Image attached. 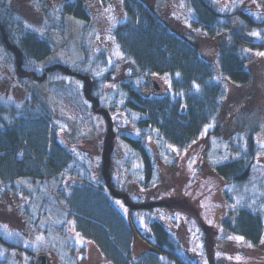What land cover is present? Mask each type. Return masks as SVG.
Instances as JSON below:
<instances>
[{
  "label": "trees",
  "instance_id": "1",
  "mask_svg": "<svg viewBox=\"0 0 264 264\" xmlns=\"http://www.w3.org/2000/svg\"><path fill=\"white\" fill-rule=\"evenodd\" d=\"M22 1L0 0V60L11 68L26 91L20 105L0 103L3 189L19 195L25 187L15 181L21 178L59 184L58 199L66 218L73 219L76 230L94 240L104 258L115 264H199L192 261L189 252L190 230L182 227L173 233L161 220L146 214L145 221L139 223L133 213L137 208L126 214L115 204L112 187L108 190L88 182L62 184L75 153L53 131L51 109L27 81L41 84L58 76L77 77L88 87L91 109L99 111L103 87L115 80L117 64L110 63L104 52L90 53L83 46L84 59L76 65L55 62L38 72L37 66L56 49L54 35L62 36L66 31L68 17L84 21V33L89 29L88 4L92 0H67L57 8L35 0L44 21L41 32L32 26L28 10L19 6ZM261 3L264 9V0ZM188 4L193 34L177 31L144 0H124L125 19L112 31L127 64L128 75L118 81L127 94L122 109L140 116L132 122L135 130L156 129L167 145L178 150L189 148L205 131L224 134L222 117L234 91H240L238 96L245 103L264 108V70L258 68L260 59L254 60L256 53L264 51V42L253 34L264 33V19L257 20L242 8L221 12L211 0H188ZM153 79H165V85L159 83L166 90H155ZM258 131L259 125L252 120H238L229 134L230 159L209 166L226 183L223 194L228 209L221 219L223 234L244 237L242 241L255 249L264 245V180L253 189L245 184L259 152L255 138ZM131 132H122V137L143 161L144 177L136 184L150 188L155 168L152 157L145 141ZM55 228L65 233L62 225L54 226V232ZM140 237L145 241L144 250L135 257ZM0 247L26 249L1 232ZM0 264H11L8 256L0 253Z\"/></svg>",
  "mask_w": 264,
  "mask_h": 264
},
{
  "label": "rangeland",
  "instance_id": "2",
  "mask_svg": "<svg viewBox=\"0 0 264 264\" xmlns=\"http://www.w3.org/2000/svg\"><path fill=\"white\" fill-rule=\"evenodd\" d=\"M43 1L57 8L67 0ZM144 1L177 31L194 33L188 0ZM211 1L221 12L230 13L242 8L257 20L264 19L262 0ZM88 5L91 13L89 29L84 33L85 22L68 17L64 34L54 35L55 51L36 69L42 72L47 64L55 62L74 66L84 59L83 46L90 53L104 52L110 63L117 64V71L113 75L115 80L103 87L100 110L91 109L88 87L77 77L58 76L41 84L32 79L27 81V86L36 89L51 109L53 131L75 153L61 178L62 184L88 182L94 186L101 184L106 189L112 187L115 204L126 214L137 208L133 213L139 223L145 221L146 214L161 220L173 233L182 227L184 231L190 230L192 247L189 252L192 261L199 264H210L211 261L264 264V245L255 249L236 236L223 234L221 219L228 209L223 194L226 183L209 168L230 159L229 134L234 132L238 120L250 119L259 125L255 135L259 152L245 187L253 189L264 180V108L257 109L245 103L238 96L240 91H234L222 117L226 126L224 134L216 136L205 131L184 150L167 145L156 129L135 130L132 122L140 116L122 109L127 94L119 88L118 81L125 80L128 75L127 64L112 34L116 25L125 19L124 0H108L107 3L92 0ZM19 6L28 10L32 26L41 32L44 21L38 15L35 0H24ZM256 36L264 42L263 32ZM259 53L254 55V60L260 59L258 68L264 70V55ZM159 81L166 84L165 79ZM23 95H26L23 86L11 68L0 60V103L20 105ZM261 105L264 107V100ZM127 130L145 141L152 157L155 168L150 188L136 184L144 177L143 161L139 152L123 140L122 132ZM15 183L25 187L23 193L6 192L0 184V232L6 239L26 248L17 251L0 247V253L8 256L11 264H34L38 254L48 255L47 264H115L104 258L94 240L83 237L76 230L73 219L66 218V210L58 199L59 184L52 180L36 183L30 178H21ZM138 205L142 208L136 207ZM58 225L64 227L65 233L60 234L57 228L53 231ZM139 240L141 244L135 257L144 250L142 244L145 241L141 237Z\"/></svg>",
  "mask_w": 264,
  "mask_h": 264
},
{
  "label": "water",
  "instance_id": "3",
  "mask_svg": "<svg viewBox=\"0 0 264 264\" xmlns=\"http://www.w3.org/2000/svg\"><path fill=\"white\" fill-rule=\"evenodd\" d=\"M153 85L155 90L159 91L163 86L160 85L157 79H153ZM34 264H47L48 263V255L47 254H38L34 258Z\"/></svg>",
  "mask_w": 264,
  "mask_h": 264
},
{
  "label": "snow or ice",
  "instance_id": "4",
  "mask_svg": "<svg viewBox=\"0 0 264 264\" xmlns=\"http://www.w3.org/2000/svg\"><path fill=\"white\" fill-rule=\"evenodd\" d=\"M253 34L254 35H259V33H253ZM259 55H264V53H259ZM117 203L122 205V202L121 201H117ZM233 207H235V205H233ZM236 239L243 240L244 237H236ZM261 243H264V240H262Z\"/></svg>",
  "mask_w": 264,
  "mask_h": 264
}]
</instances>
